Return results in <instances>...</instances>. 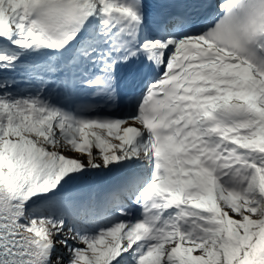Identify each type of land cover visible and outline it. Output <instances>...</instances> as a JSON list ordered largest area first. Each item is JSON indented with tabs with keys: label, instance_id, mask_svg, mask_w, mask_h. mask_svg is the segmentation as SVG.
Here are the masks:
<instances>
[{
	"label": "rangeland",
	"instance_id": "obj_1",
	"mask_svg": "<svg viewBox=\"0 0 264 264\" xmlns=\"http://www.w3.org/2000/svg\"><path fill=\"white\" fill-rule=\"evenodd\" d=\"M91 1L97 3L102 0ZM15 2L19 4L21 0H0V19L3 18V11H7L12 16L16 14L13 6H16ZM19 104V101L0 96V150L9 138H23L29 146H32L34 155L41 152L57 157L59 162L57 172L62 170L65 173V168H67L75 176L71 183L60 192L89 186L78 183L79 174L86 164L80 163L79 160L76 161L75 158L77 154L81 155L86 152L83 149H89L93 142H103L108 145L109 151L123 155L126 159L137 163H142L143 158H147L148 149L144 140L141 138L133 140L124 135L126 126L133 124L128 117L121 119V122L113 129L105 124L74 126L67 122L66 117L53 110L43 108L41 113H37L35 107L25 108ZM26 110L35 113L37 126L42 123L46 127L43 136L37 133L36 126H31L28 130L17 133L18 137H13L14 131L8 128L7 119L8 117H22ZM63 132H67L68 137L72 138L63 135ZM81 142L82 147H80ZM258 151L257 156L264 158V151L262 152V149ZM2 161L0 157V162ZM9 168V166L4 167L6 175L0 178L1 185L12 188L22 187L25 193L43 194V189L37 184H28L25 179L14 181L10 176ZM103 174L88 177V180L94 184L102 178ZM87 176L92 175L87 173ZM211 176L214 178V174ZM162 177L163 172L160 178ZM53 179L52 185L56 186L57 181ZM213 180L211 184L188 189L186 182L194 181H187L186 176H183L182 180L176 177L173 184L164 186L166 199L162 206H166L171 198H180L183 201V209L167 215L171 226L165 228L159 241L151 244L143 252L140 245L132 248L134 243L132 231L128 228L122 230L123 226L115 221L110 223L106 230L99 228L93 237L90 235L94 232L80 231L74 235H67L68 240L62 235L65 225L56 228L57 218L54 215L37 219L27 213L28 224L21 228L29 229L35 235L51 240L55 249L60 248L59 244H66L60 256L51 257V264H107L108 262L103 263V260L112 257L113 251H115V258L119 264H174L172 255L183 258L184 264H196L200 261L201 264H243L247 245L257 239H261L264 245V182L255 180L246 186L224 183L215 178ZM154 183L155 181L151 180L144 185L152 188ZM191 194H194L196 198H192ZM193 199L196 204L210 212L198 213L194 210L197 206L188 208L187 205ZM197 233L202 237L205 235L209 237L199 247L195 243L197 241H194V235ZM223 237L231 241L229 247H226ZM122 242L124 246L120 251L118 245ZM128 249H130L129 252H127ZM121 254H128V263L126 259L120 258ZM64 257H69V260Z\"/></svg>",
	"mask_w": 264,
	"mask_h": 264
},
{
	"label": "bare ground",
	"instance_id": "obj_2",
	"mask_svg": "<svg viewBox=\"0 0 264 264\" xmlns=\"http://www.w3.org/2000/svg\"><path fill=\"white\" fill-rule=\"evenodd\" d=\"M30 1L31 0H21L19 4L15 2L16 6L13 5L14 9L17 10L14 19H16V22H21L24 27L28 26L26 8ZM102 12H104V10H102ZM7 14V11H3V18L0 20V31L2 32L7 30V26L11 24L13 20L9 19ZM25 37L28 43L38 42L34 32L27 31ZM15 58H17L19 62L10 63L8 61L9 58H2L0 62L6 68H21L23 62L26 60V56L24 54H19ZM261 81H263V84ZM260 91L262 93H260ZM260 100H264V80H247L242 91L225 96L219 104L231 105L234 103L245 105L259 112L261 118L252 129L240 130L237 133L219 139L204 138L198 140L193 143L189 149L184 151L182 157L178 159H174L170 156L162 157L161 155H156L154 159L159 169L163 172L164 177L155 183L145 199L147 200L149 195L156 196L159 192H162L163 186L166 184H173L174 177L176 176L182 180V176L185 175L187 181H194L186 182V188L188 189L211 184L213 179L209 174L217 175L222 182L230 184H243L247 186L252 184L255 180L261 183L264 182V158L257 156V154H259L258 150L262 149V152L264 151V104H261L259 102ZM138 130L136 125L131 124V126L125 128L124 135L128 138H133ZM243 148L246 150H243ZM87 149L88 148L83 149L86 150V152L81 155L77 154L78 158L76 157L75 160H79L80 163L86 164L79 174L78 183L89 185L88 188H92L93 185L90 182L91 180H88V177L92 178L96 174L104 173L101 178V181L103 180L101 183L103 184L105 180L114 177V175L118 173L114 168L124 163L130 164V161H127L125 156L109 151L108 145L103 142H93L92 146H90L88 150ZM107 157L109 158L107 159ZM87 173H91L92 176H87ZM244 193H246V190ZM47 194L48 193L28 194L24 192L22 187L12 188L0 184V202L12 220L18 224L19 231L32 246L38 264H51L50 259L55 253L54 244L47 238L35 235L30 232L29 229L21 228V226L28 224L26 221L27 215L23 212L21 204L34 205ZM174 200L177 199L171 200L170 203ZM163 209L165 213L169 211L168 206ZM151 210L154 211V208ZM156 210L158 209L156 208ZM159 222L158 220L154 221V223L150 224V228L154 229L155 225ZM56 226H58V224ZM122 230L124 229L122 228ZM95 234L94 232L90 236L93 237ZM194 236V241H197L195 243H197L198 247L203 241L206 242L209 238L208 235L202 237L198 233ZM137 245H140V242L135 239L132 248ZM123 246L122 242L118 245V250L121 251ZM121 257H125V255L121 254L120 258ZM64 258L69 260V257ZM106 262H108L107 264H115L116 259L108 257L103 260V263Z\"/></svg>",
	"mask_w": 264,
	"mask_h": 264
},
{
	"label": "trees",
	"instance_id": "obj_3",
	"mask_svg": "<svg viewBox=\"0 0 264 264\" xmlns=\"http://www.w3.org/2000/svg\"><path fill=\"white\" fill-rule=\"evenodd\" d=\"M11 122L8 127L14 131L13 137H18L17 133L26 130L30 124L29 119L16 121L10 118ZM19 139V140H17ZM8 139L4 142L1 152L0 162V178L4 177L6 174L4 172V167L9 166L10 176L14 181H19L25 179L28 184H37L43 190H50L54 185L52 182L55 178L57 181V187L68 184L72 180L73 175L65 168L66 172L62 170L57 172L59 168V162L57 157H52L48 153H42L38 155L34 160L30 159V150L32 146H29L23 138ZM12 161V163H9ZM36 187V186H34ZM52 209V207H49ZM47 210H33L32 216L37 218L42 215V213H47ZM227 245V244H226ZM183 260L181 257H176L174 262L180 264ZM244 263L245 264H264V245H262L261 239L253 241L251 244L247 245L244 251ZM230 264V263H226Z\"/></svg>",
	"mask_w": 264,
	"mask_h": 264
}]
</instances>
